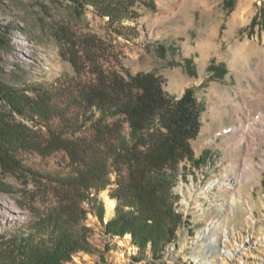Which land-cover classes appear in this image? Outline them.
Wrapping results in <instances>:
<instances>
[{"label": "rangeland", "instance_id": "obj_1", "mask_svg": "<svg viewBox=\"0 0 264 264\" xmlns=\"http://www.w3.org/2000/svg\"><path fill=\"white\" fill-rule=\"evenodd\" d=\"M128 1L138 18L117 23L90 5L0 0V84L28 98L42 88L56 108L48 120L12 113L40 148L17 153L24 168L0 170L11 186L0 192V234L61 204L79 211L90 250L63 264H224V247L234 249L228 264H264V0ZM112 73L126 81L152 73L171 97L191 89L201 109L191 146L204 163L179 166L186 171L172 201L181 219L159 259L149 250L141 255L130 235L125 246L127 234L105 232L126 169L113 168L117 135L101 132L122 118L99 120L82 95ZM128 131L121 124L120 134ZM91 165L99 177L88 172ZM98 180L100 189L90 191ZM102 192L115 201L111 218Z\"/></svg>", "mask_w": 264, "mask_h": 264}, {"label": "trees", "instance_id": "obj_2", "mask_svg": "<svg viewBox=\"0 0 264 264\" xmlns=\"http://www.w3.org/2000/svg\"><path fill=\"white\" fill-rule=\"evenodd\" d=\"M55 1L82 8L90 5L111 22L138 18L128 0ZM20 90L0 84V170L3 173L24 168L17 156L19 151L40 148L39 141L24 125L15 122L12 113L31 120L35 117L48 120L56 113L52 97L44 89H35L34 98H28ZM82 99L86 109H96L99 120L122 118L111 127L103 125L101 132L117 135V143L110 148L114 155L113 168L117 173H122L123 166L126 169L112 194L117 205L114 217L105 225V232L118 237L130 235L141 255L149 250L154 259H159L181 219L173 211L172 201L177 176L186 171L184 165L181 170L179 166L189 162L198 170L204 163L203 157H194L191 146L201 127L199 103L191 89L180 98L169 96L161 80L152 73H138L129 76L128 81L115 73L101 74L97 84ZM121 124L127 125V135L120 134ZM70 144L73 143L64 145L68 152H71ZM87 170L96 177L102 174L93 165ZM97 182L90 191L100 189ZM10 190L11 186L0 178V192ZM93 204L102 220L101 205L96 199ZM32 214L13 233L0 234V264H63L76 252L90 251L87 229L80 225L77 209L60 204L44 213Z\"/></svg>", "mask_w": 264, "mask_h": 264}, {"label": "bare ground", "instance_id": "obj_3", "mask_svg": "<svg viewBox=\"0 0 264 264\" xmlns=\"http://www.w3.org/2000/svg\"><path fill=\"white\" fill-rule=\"evenodd\" d=\"M102 199L104 201V208H105V214H106V218H111L112 215H113V211H114V206H115V201L110 199L106 192H102ZM200 236H201V233H200ZM129 236H125V238L123 239V244L126 246L128 245L129 243ZM226 241V240H224ZM121 242V243H122ZM223 256H224V259H223V263L224 264H228V261H232V259L234 258V252L232 248H228V247H224L223 248Z\"/></svg>", "mask_w": 264, "mask_h": 264}]
</instances>
